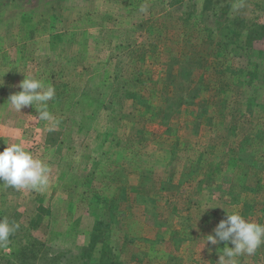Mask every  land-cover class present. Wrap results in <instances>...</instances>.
Wrapping results in <instances>:
<instances>
[{
	"label": "rangeland",
	"instance_id": "rangeland-1",
	"mask_svg": "<svg viewBox=\"0 0 264 264\" xmlns=\"http://www.w3.org/2000/svg\"><path fill=\"white\" fill-rule=\"evenodd\" d=\"M24 75L54 130L8 105ZM0 79V151L19 135L51 169L0 181L1 260L35 238L27 264H217L227 213L264 224V0H0Z\"/></svg>",
	"mask_w": 264,
	"mask_h": 264
},
{
	"label": "clouds",
	"instance_id": "clouds-1",
	"mask_svg": "<svg viewBox=\"0 0 264 264\" xmlns=\"http://www.w3.org/2000/svg\"><path fill=\"white\" fill-rule=\"evenodd\" d=\"M2 85L3 80L0 79V86ZM18 87L20 90L10 94L7 100L11 110L21 112L23 108L33 106L36 120L48 122V130H54L58 121L48 107V102L55 97L54 86L35 75H24ZM14 139L20 142H10L0 151V181L6 187L18 191L46 190L51 182L50 166L28 150L19 135ZM210 207L212 206L205 207L204 211ZM18 228V224L10 223L7 218H0V247L8 245L10 236ZM213 233L207 235L204 243L225 244L219 252L217 264H237L238 257L254 255L264 245V224L246 219L238 210L227 213L226 219L218 222ZM229 242L231 247L227 246Z\"/></svg>",
	"mask_w": 264,
	"mask_h": 264
},
{
	"label": "trees",
	"instance_id": "trees-1",
	"mask_svg": "<svg viewBox=\"0 0 264 264\" xmlns=\"http://www.w3.org/2000/svg\"><path fill=\"white\" fill-rule=\"evenodd\" d=\"M37 246H42V244L35 238H31L28 243L21 244L20 249L16 250L15 253L16 264H27V260L29 257L37 259V257L39 256V254H36L37 253L36 251L38 250ZM87 255L88 253L84 255L85 257L83 256L79 257V258H83L80 264H103V260L106 262V264L116 263L114 254L109 246L106 248V257H104L102 260H98L96 263L90 262L89 257ZM9 263H10L9 260L4 261L1 260L0 258V264H9ZM73 264H79V263L73 262Z\"/></svg>",
	"mask_w": 264,
	"mask_h": 264
}]
</instances>
